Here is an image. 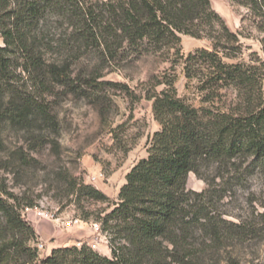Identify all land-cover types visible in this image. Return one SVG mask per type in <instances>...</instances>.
<instances>
[{
    "label": "trees",
    "instance_id": "1",
    "mask_svg": "<svg viewBox=\"0 0 264 264\" xmlns=\"http://www.w3.org/2000/svg\"><path fill=\"white\" fill-rule=\"evenodd\" d=\"M230 1L248 10L243 23L264 34V0ZM245 29L232 31L211 0H0V264H247L232 250L264 239V207L238 222L220 209L237 186L264 175V60L243 59L242 40L251 39ZM182 36L209 48L186 56ZM88 55L98 65L74 75ZM144 62L154 68L139 80L136 98L152 103L160 126L147 157L114 202L67 178L76 203L109 205L83 218L100 225L110 256L83 245L41 259L33 246L40 237L23 215L37 205L11 191L4 175H18L57 145L61 97H95L104 114L102 91L118 87L104 69ZM8 131L23 146L9 150ZM120 137L116 145L128 149ZM191 174L205 182L202 192L188 188Z\"/></svg>",
    "mask_w": 264,
    "mask_h": 264
},
{
    "label": "rangeland",
    "instance_id": "2",
    "mask_svg": "<svg viewBox=\"0 0 264 264\" xmlns=\"http://www.w3.org/2000/svg\"><path fill=\"white\" fill-rule=\"evenodd\" d=\"M214 10L225 20L234 32L246 28L243 39L245 61L252 53L264 60L262 44L264 34L243 23V16H249L244 7L233 4L230 0H211ZM0 40V46H2ZM209 48L206 40H196L182 36L184 55L198 49ZM98 65L96 58L88 55L81 63L74 66V75L92 71ZM153 66L144 62L127 65L124 69L106 67L103 75L106 81L117 83L118 87H107L101 97L108 107L104 114L100 105L85 96L65 95L58 100L56 114L59 133L52 136L57 145L49 144L35 155L37 162L17 170L18 175H4L8 185L16 194L24 193L35 202L38 210L50 218H41L36 212H24V218L33 225H43L44 238L36 244L45 245L40 251L41 259L49 257L54 249L82 247L88 245L105 256H110L106 236L100 225L92 218L86 221L85 212L108 208V204L76 203L73 196H68V176H73L86 185H91L106 194L112 202L118 200L121 188L126 184L128 173L147 157L150 138L160 129L154 119L152 103L138 95L139 80L153 70ZM177 87L181 95L185 94V76L183 67L177 69ZM126 85L127 88L121 85ZM125 133V135H124ZM123 134V135H122ZM9 150L23 146L22 140L13 132H6ZM115 135L127 141L128 149L116 145ZM188 188L202 192L206 188L203 180L191 174ZM264 175L258 174L243 185L228 193L221 204L225 218L234 222L249 220L254 214L263 211ZM79 220V224L75 222ZM243 263L264 264V239L247 243L232 250Z\"/></svg>",
    "mask_w": 264,
    "mask_h": 264
},
{
    "label": "built area",
    "instance_id": "3",
    "mask_svg": "<svg viewBox=\"0 0 264 264\" xmlns=\"http://www.w3.org/2000/svg\"><path fill=\"white\" fill-rule=\"evenodd\" d=\"M24 212H26V213H29V212H36V214H37L39 217H41V218H50L49 215H46V214H44L43 212L38 211V210H35V211H34L33 208H25ZM79 223H80L79 220H77V221L75 222V224H79ZM37 249H38L39 252H40V251H43V250L45 249V245H44L43 243H39V244L37 245Z\"/></svg>",
    "mask_w": 264,
    "mask_h": 264
},
{
    "label": "crops",
    "instance_id": "4",
    "mask_svg": "<svg viewBox=\"0 0 264 264\" xmlns=\"http://www.w3.org/2000/svg\"><path fill=\"white\" fill-rule=\"evenodd\" d=\"M34 228H35V230H36V232H37V234L39 235V237L40 238H44V236H45V233L43 232V225L42 226H38V225H34Z\"/></svg>",
    "mask_w": 264,
    "mask_h": 264
}]
</instances>
